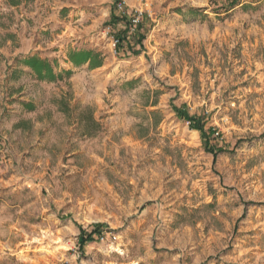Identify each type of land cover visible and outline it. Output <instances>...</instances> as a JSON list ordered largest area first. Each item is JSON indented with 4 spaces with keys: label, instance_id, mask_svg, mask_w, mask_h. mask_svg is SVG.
<instances>
[{
    "label": "rangeland",
    "instance_id": "1",
    "mask_svg": "<svg viewBox=\"0 0 264 264\" xmlns=\"http://www.w3.org/2000/svg\"><path fill=\"white\" fill-rule=\"evenodd\" d=\"M0 114V264H264V0H0Z\"/></svg>",
    "mask_w": 264,
    "mask_h": 264
},
{
    "label": "trees",
    "instance_id": "2",
    "mask_svg": "<svg viewBox=\"0 0 264 264\" xmlns=\"http://www.w3.org/2000/svg\"><path fill=\"white\" fill-rule=\"evenodd\" d=\"M84 54V53H83ZM80 57H71V60L75 63L78 62V59ZM24 64L27 65L28 67H30L32 70H34L39 76H43V77H52L51 73H52V68L51 66L45 62V61H42V60H39L37 58H29V59H26L24 61ZM181 117L182 118H189L185 113H180ZM188 122H190V119H187ZM194 129L202 132V134H204L203 132V128L202 126L198 123V124H195ZM95 231H92L91 233H89L86 237L83 236V232L81 231V238H80V243L81 245L86 241V240H89L91 237H92V234L94 233ZM86 238V239H85Z\"/></svg>",
    "mask_w": 264,
    "mask_h": 264
},
{
    "label": "crops",
    "instance_id": "3",
    "mask_svg": "<svg viewBox=\"0 0 264 264\" xmlns=\"http://www.w3.org/2000/svg\"><path fill=\"white\" fill-rule=\"evenodd\" d=\"M27 68V67H26ZM20 80H22V77H20V79L19 80H17L16 81V83H18ZM22 85V86H21ZM20 85V90H22V92H24L23 90H24V88H25V84L23 83V84H21ZM21 93V92H20ZM19 100H21V97L20 98H17L16 99V104L14 103V105H16V107L18 106V107H21V109L22 110H24V113H26L25 111H26V109H24L23 108V106H22V104L23 103H21ZM23 102H30L29 100H26V101H23ZM16 111L14 110V111H11L10 112V114H11V116H12V118L11 119H14L15 117H16V120H11L12 121V125H11V128L12 127H14V128H18L19 126V124L21 123H29V122H33L34 121V118H31V119H29V117H24L25 116V114L23 115V116H21L20 117V115H17V116H15V113ZM1 115V114H0ZM2 116H0V132L1 131H3V128L6 126V123H4L3 122V119L1 118ZM5 119H6V117H4ZM9 128H10V126H9Z\"/></svg>",
    "mask_w": 264,
    "mask_h": 264
},
{
    "label": "built area",
    "instance_id": "4",
    "mask_svg": "<svg viewBox=\"0 0 264 264\" xmlns=\"http://www.w3.org/2000/svg\"><path fill=\"white\" fill-rule=\"evenodd\" d=\"M118 8L121 9V4L118 5ZM134 17L132 19V22L133 23H137L139 21V17L141 16L142 14V10L141 9H136L135 12H134Z\"/></svg>",
    "mask_w": 264,
    "mask_h": 264
}]
</instances>
